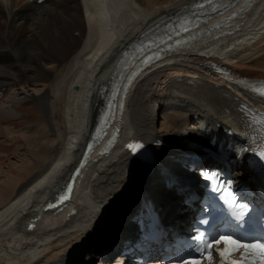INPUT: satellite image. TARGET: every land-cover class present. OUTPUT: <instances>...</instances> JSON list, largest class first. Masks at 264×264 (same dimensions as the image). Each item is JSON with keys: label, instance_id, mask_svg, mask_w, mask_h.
<instances>
[{"label": "bare ground", "instance_id": "1", "mask_svg": "<svg viewBox=\"0 0 264 264\" xmlns=\"http://www.w3.org/2000/svg\"><path fill=\"white\" fill-rule=\"evenodd\" d=\"M115 1L0 0V264H75L101 233L131 220L137 190L154 196L167 220L183 222L179 197L161 187L168 156L201 135L198 120L213 130L231 119L242 125L238 109L246 105L205 67L224 63L243 78L264 81L259 0L237 29L140 74L124 93L119 146L93 157L79 177L85 187L68 210L46 213L80 164L124 54L143 33L161 29L202 0H123L109 18L103 6ZM220 21H201L186 37ZM248 97L256 102L255 94ZM134 144L143 147L134 153ZM148 148L158 153L151 165L138 158ZM121 230L103 249L114 250L130 228Z\"/></svg>", "mask_w": 264, "mask_h": 264}, {"label": "snow or ice", "instance_id": "2", "mask_svg": "<svg viewBox=\"0 0 264 264\" xmlns=\"http://www.w3.org/2000/svg\"><path fill=\"white\" fill-rule=\"evenodd\" d=\"M261 94H264V90H262ZM142 147H143V145H141V144L129 145L130 150L134 153L139 151ZM258 155H259L261 160H264V151H261L260 153H258ZM218 177H219V173L204 174L205 179L218 178ZM241 207H244V205H241ZM220 243L227 244V245L231 246L230 249H226V252L233 251L236 248H250L252 251L256 252L259 255L261 264H264V246L241 245V244H238L235 240L230 239V238H223L222 240H220ZM221 256L222 257L225 256V252H222ZM187 264H199V262L192 261V262H187ZM209 264H211V258L210 257H209ZM228 264H236V262L228 261Z\"/></svg>", "mask_w": 264, "mask_h": 264}]
</instances>
